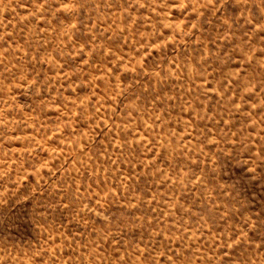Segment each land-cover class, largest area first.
<instances>
[{"label":"rangeland","instance_id":"1","mask_svg":"<svg viewBox=\"0 0 264 264\" xmlns=\"http://www.w3.org/2000/svg\"><path fill=\"white\" fill-rule=\"evenodd\" d=\"M0 264H264V0H0Z\"/></svg>","mask_w":264,"mask_h":264}]
</instances>
